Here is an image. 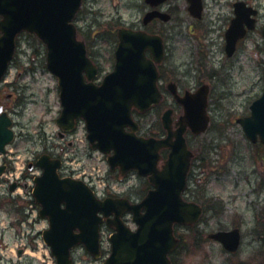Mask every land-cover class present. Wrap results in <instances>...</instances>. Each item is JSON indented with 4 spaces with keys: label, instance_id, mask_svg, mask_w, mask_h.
<instances>
[{
    "label": "water",
    "instance_id": "obj_1",
    "mask_svg": "<svg viewBox=\"0 0 264 264\" xmlns=\"http://www.w3.org/2000/svg\"><path fill=\"white\" fill-rule=\"evenodd\" d=\"M188 1L190 14L200 18L201 0ZM80 6L81 0H0V14L5 16V21L0 23V30L5 32V37L0 40V80L13 57L16 36L21 32L35 34L47 48V69L57 78L60 88L62 111L56 120L57 125L71 130L74 121L82 118L92 149L110 154V150L115 148V152L108 157L111 170L119 167L125 174L130 169H136L140 176L148 177L153 189L138 204H131L125 199H108L100 204L81 185L82 182L59 181L54 170L60 166L59 161L44 156L37 166L42 165L47 171L44 177L37 179L35 196L36 202L43 205L42 215L52 220V229L45 231L46 238L60 264H70L67 250L79 242L85 244L89 254L99 258V228L105 220L114 233L109 239L110 256L102 264H171L168 255L178 244L173 236V226L193 224L201 213L195 204L184 202L181 194L191 157L184 133L187 127L194 134L206 130L209 121L206 116L207 87H201L192 95L186 93L182 98L176 94L175 88L168 87L177 103L184 108L180 127L175 133L170 131L171 111H167L162 116L163 126L168 131L167 138L155 140L136 136L138 125L132 118V110L144 112L161 99L156 65L162 62L164 56L162 39L139 31L120 29L115 71L108 74L100 86H96L93 83L96 67L87 57L84 43L77 39L75 26L67 23L74 19ZM234 14L225 33V53L228 57L233 56L237 42L245 36L246 29H254L252 16L256 15V11L238 2L234 4ZM157 16L166 20L164 15L154 12L148 14L144 22ZM262 36L264 40V28ZM145 48L151 49L152 59L148 61L143 57ZM236 122L250 142H256L258 137L264 142V87L261 97L250 106V116ZM124 125L129 126V132L122 128ZM10 126V120L2 113L0 152L13 138ZM173 137L174 143L171 142ZM161 149L171 151L163 170H158ZM13 189L14 186L10 191ZM61 201L67 202L66 210L59 208ZM141 209L147 211L142 213ZM97 211L105 215H95ZM112 212L116 216L108 215ZM125 213L131 214V220L137 226L135 231L123 222ZM76 227L81 229L79 236L72 234V229ZM208 238L220 242L230 253H235L240 243L238 230L217 232Z\"/></svg>",
    "mask_w": 264,
    "mask_h": 264
},
{
    "label": "rangeland",
    "instance_id": "obj_2",
    "mask_svg": "<svg viewBox=\"0 0 264 264\" xmlns=\"http://www.w3.org/2000/svg\"><path fill=\"white\" fill-rule=\"evenodd\" d=\"M175 1L176 16L165 27L167 50L166 60L161 68L164 80L161 82V87L165 89L167 81L171 80L177 82L182 89L189 88L182 77L193 74L196 78V88L203 83L210 86L207 105L210 127L197 137L188 134L187 140L193 151V157L195 156L194 159L192 158V163L197 168L200 163L204 167L213 162L212 167L220 168V172L205 173V168L196 169L197 176L191 180L190 187L201 195L202 201L211 200L210 206L204 205L206 213L202 218L203 222L208 223L210 219L218 217L224 222L221 230L239 228L242 233V244L237 254L230 256L224 252L220 244L207 239V235L216 230L204 232L196 227L190 232L177 228L175 233L177 232L180 245L172 256L173 264H217V261H220V264H264V246L247 258L243 255L247 250L246 237L252 236L253 239L264 241V203L259 200L264 193V147L252 146L235 122L237 118L249 115L251 103L260 97L263 89L264 55L260 30L264 25V0H228L229 4L232 1H246L260 11L257 29L239 45L235 55L230 59L226 57L222 46L219 45L216 49L213 47L217 41L211 35L215 29L211 27L213 21L210 16L213 6L219 0H204L206 10L203 18L196 22L184 12V0ZM120 3L121 0H83L80 12L74 21L79 31V38L86 43L92 58L100 68L97 78L99 81L112 70L116 43L113 31L129 25L121 22L123 16L119 18L113 16V13L119 10ZM95 4L103 7L93 9L88 6ZM130 6L141 10V3L137 2ZM89 16L90 22L84 24ZM108 17L113 18L108 19ZM138 22L133 21L131 25H139ZM46 52L45 45L39 39L22 33L16 40L13 64L0 85V103L9 105L13 110L16 107L20 108L18 114L22 117L19 122L11 117L17 139L10 151H19L12 169L20 171L18 165L23 162L21 155L29 141L43 144L44 148L55 147L60 143L65 147L68 141H72L74 143L72 150L67 149L65 154L72 156V153H77L70 161H76V157H80L82 161H77L80 163L79 168L76 162L67 164L76 172H72L75 177L85 181L91 178L96 191L106 192L107 196L123 195L133 200H141L147 191V183L136 174L119 181L117 175L109 171L105 156L90 151L85 139L86 131L83 123H80L72 137L65 141L57 142L55 139H49L58 137L55 119L59 116L61 108L56 79L46 69ZM24 57H27V62L24 61ZM217 63L220 66L214 67L213 65ZM167 97H165L167 105L161 109L160 117L173 105L170 96ZM240 97H244L246 101L242 111L238 107L241 103ZM29 104L33 106L31 111L27 110ZM179 114L176 113L175 118ZM148 124L150 120L146 125ZM152 132L153 130L148 128V134L151 135ZM30 150L35 151L34 148ZM199 159L203 162H199ZM237 167L239 171H234ZM24 174L28 175L26 171ZM105 180L108 183H102ZM113 185H118L121 190H117ZM252 193L256 194L257 200L247 199ZM203 194L205 197L202 196ZM29 204V201L19 196L17 199L0 198V210L6 209L18 216V219L12 221L17 227L19 221L25 218L23 209ZM249 208L254 210L256 224L254 228L246 227L249 222ZM4 219V216L0 215V232L4 228ZM125 222L134 228L129 217H125ZM110 234L111 231L103 230L102 248L105 254L110 249ZM6 250L12 260L15 256H19L18 252L21 251L16 249L13 252L11 248ZM25 252H22L23 256L31 257L37 264H44L39 257L46 256L47 253L38 245L37 256L32 257L30 253L25 254ZM4 255L5 246L0 240V259L4 258ZM72 257L74 264H99L86 253L84 248L75 249Z\"/></svg>",
    "mask_w": 264,
    "mask_h": 264
},
{
    "label": "clouds",
    "instance_id": "obj_3",
    "mask_svg": "<svg viewBox=\"0 0 264 264\" xmlns=\"http://www.w3.org/2000/svg\"><path fill=\"white\" fill-rule=\"evenodd\" d=\"M143 3L145 0H121V3L119 5V10L113 13V16L115 18H119L123 16V23H127L131 25L133 21H139L141 17L144 15V11H148L149 9H145L144 11H140L138 8H135L130 5H134L135 3ZM188 0H184L185 6L187 5ZM89 7L96 9L103 7V5L95 4V5H88ZM171 5H166L165 10H167V7H170ZM135 13V14H134ZM234 12L230 11V4L228 0H219L218 3H216L213 6V12L210 16V19L213 21L211 24V27L215 29V31L211 34L212 38L217 41L215 45H213L214 49L219 47V42H222L224 40L223 35L221 33L224 31L226 27V18L227 16H234ZM113 17H108V19H112ZM91 17L84 21V24H87L90 22ZM102 19V18H101ZM5 21V16L0 14V23H3ZM68 25L72 23V18L67 21ZM95 27V25H93ZM5 37V32L3 30H0V40H2ZM151 52L150 48H145L143 51V57L145 61H148L150 59L149 53ZM24 61L27 62V57H24ZM214 67H219L220 65L214 64ZM15 71V69H14ZM115 71V70H114ZM82 73L86 71H81ZM183 81L189 89L193 92L196 91V78L195 74L190 76H183ZM239 100L241 103L238 104V107L242 111L244 108V97H240ZM32 105H28V111H31ZM20 112V108L16 107L14 110L10 108L9 105L0 103V113H7L9 117H12L17 122L22 120L21 115L18 113ZM129 126L124 125L122 128L127 130ZM17 130H19V124H17ZM49 139H55L57 142H59V137H50ZM172 143L175 142V137L172 138ZM34 148L35 151H31L30 149ZM36 151L44 152L45 148L43 144L40 143H33L32 141H29L24 153L21 155V161L19 169L20 171L12 170L10 172L4 173L5 177L10 178L15 184L16 188L12 191L10 189L12 188V184L9 183V179H0V198L4 197H11L12 199H17L19 196L21 199L32 202L35 201L37 198L35 196V193L37 191L38 183H37V177H44L47 169L44 166H37V164L33 163L31 165L28 164L29 160H35L36 159ZM49 151H55L60 152V148H49ZM110 151L115 152V148L111 149ZM0 157H6L7 159L16 160V156H8L7 153L0 152ZM77 161H81L80 157H76V161H69L65 160L64 164L67 165L69 163L76 162L77 168L80 167V163ZM4 161L3 159H0V164H2ZM50 164H52V161H49ZM56 177L59 181L63 182L66 180H70V176L72 174L71 168L64 169V174H60V169L55 168ZM160 170H163L162 168ZM25 171L28 173V175H25ZM234 171H239V168H235ZM91 183V178H89ZM71 181V180H70ZM102 183H108L107 180L102 181ZM83 187H85L91 196L94 198V200L100 204L105 203L108 201L107 193L106 192H97L93 188L81 184ZM28 186H31L30 188ZM114 187H117V190H121L118 185H113ZM247 199L249 200H257L258 197L256 194L252 193L250 194ZM259 200L261 203H264V193L261 194L259 197ZM138 202V201H137ZM43 208V205L40 204L37 206L35 203H30L28 206H26L23 209V213L25 215V219L21 222V226L17 227L16 225L12 224V221L14 219H18V216L14 213H11L7 211L6 209L0 210V215L4 216V228L3 231L0 232V240H2L3 245L5 246V255L4 258L0 259V264H37L36 261L32 260L31 257L19 255L15 256L14 260L10 259L7 254V248H11L13 252H15L16 249H23L24 251L31 254L32 257L37 256V245L39 248H42L44 252L47 253L46 256H40L39 259L44 262V264H60L59 258L54 255L53 246L46 238V232H41L40 229H52V220L51 217L43 216L41 209ZM59 208L61 210L67 209V202L61 201L59 203ZM147 209H141L142 213H145ZM105 215L102 211H97L95 215ZM108 215L116 216L115 212L109 213ZM107 215V216H108ZM131 215V214H129ZM37 217H42L41 220H37ZM222 221L221 218H212L209 220L208 223H204L203 221L198 224V228L203 230L204 232L209 231H219L221 230ZM256 226L255 224V216H254V210L249 208V222L246 225L248 228H254ZM72 234L75 236H79L81 234V229L79 227L72 229ZM85 244L83 242H79L76 244H73L71 247L67 250V256L68 260L71 264L72 259V252L73 249L79 247L81 250ZM261 246H264V241L253 239L252 236L246 237V251L243 253L244 257L247 258L251 256L256 250L260 249ZM217 264H220V261H217Z\"/></svg>",
    "mask_w": 264,
    "mask_h": 264
},
{
    "label": "flooded vegetation",
    "instance_id": "obj_4",
    "mask_svg": "<svg viewBox=\"0 0 264 264\" xmlns=\"http://www.w3.org/2000/svg\"><path fill=\"white\" fill-rule=\"evenodd\" d=\"M147 0H145V2L141 3V10L140 11H144L145 9H149L148 11H144V15L141 17V19L139 20L138 24H132V25H127L125 27H128V28H131V29H134V30H143L145 31L146 33L148 34H153V35H159L163 38L164 40V44H165V53H166V50H167V43H166V40H165V27L167 25H169L175 18L176 16V10H177V4H176V1L175 0H165L163 2V4H159V5H155V6H151V4L147 3L146 2ZM236 1H232L230 3V11L233 12V4L235 3ZM202 6H203V13L205 12L206 10V2L203 0L202 1ZM249 6L251 4L247 3ZM166 5H171L170 7H167V10H165L166 8ZM151 11H156V12H160V13H164L165 15H167V21L164 22L162 21L161 19L159 18H155V19H152L150 22H148L147 24L144 25L143 23V18L144 16L151 12ZM184 12L186 13L187 16L190 17L189 13H188V3L186 6H184ZM208 12V11H207ZM211 13V9L209 10L208 14L210 15ZM232 19V16H227L226 18V27L224 29V31L221 33V35H223L224 37V33H225V30L226 28L228 27L230 21ZM169 27V26H168ZM213 43V42H212ZM211 43V44H212ZM220 46H222V48L224 49V46H225V41L223 40L221 43H219ZM239 45V44H238ZM166 55V54H165ZM166 58V56H165ZM162 65L161 64L160 66H158V71H159V79H160V90H161V82L163 80V77H162V74H161V68H162ZM164 81V80H163ZM169 83H173L176 87V90H178V94L179 95H183L184 92H188V91H191L189 88H184L182 89V87L175 81H167V84L168 85ZM162 92L166 93V89L162 90ZM171 98V97H170ZM172 100V98H171ZM166 105V104H165ZM164 106L163 104H160L158 106H155V107H152L150 108V110H148L147 112H144V113H136V116H137V119H138V122L140 124V128L142 129L141 132H140V135L142 136H154L156 138H162V137H165L166 136V132L162 129V124H161V117H160V109H162ZM168 109V108H167ZM169 109L172 110V123H173V129H175V124L178 120V118L182 115V108L176 104L173 103V105H171L169 107ZM176 113H180L179 116L177 118H175V114ZM150 120V124L146 125L148 123V121ZM79 123H76V125H78ZM13 126H14V123H13ZM155 126V128H154ZM148 128L149 129H152L153 132L151 133V135L148 134ZM146 130V131H145ZM75 131L73 132H70V133H65V132H58L57 133V136L60 138L61 141H65L67 138H70L72 137V135L74 134ZM15 139H17V135L15 133ZM16 141V140H15ZM15 141L6 148V153L8 154V156H16V154L19 153V151H10V148H12V146L14 145ZM47 146V145H46ZM74 146V143L72 141H68L66 146L64 147L61 143L58 145V146H55V147H45V151L44 152H39V151H36V159L35 160H29L28 161V164L31 165L33 163L36 164L37 160L39 159V157L41 155H44V154H47V155H50L51 157H54V158H58L62 161V163L64 164V161L65 160H73L76 156L77 153H72L70 156V154H65L66 150L67 149H70L72 150V147ZM49 148H52V149H55V148H60L61 151L60 152H55V151H49ZM188 148L191 150V148L189 147V143H188ZM32 151V150H31ZM192 151V150H191ZM170 151L168 150H163L161 151V156H162V159L163 160H166L167 158V155L169 154ZM193 153V151H192ZM66 155V156H64ZM194 155V154H193ZM74 157V158H73ZM195 157V156H194ZM194 157H192L194 159ZM18 157H16V160H17ZM0 159H3V163L0 164V167H2L3 169V174L0 176V179H3L5 176H4V173L6 172H10L12 171V166L16 164V160L13 161V160H10V159H7L6 157H0ZM192 159V160H193ZM204 159V158H203ZM162 160V161H163ZM199 162H203L199 159ZM207 163V162H206ZM65 165V164H64ZM202 164L200 163V165H198V168L192 163L191 161V166H190V169L188 171V174H187V186H186V190L184 192V198L185 200H188V201H194L195 198L196 199H200V206L201 208L203 209V201L201 200V195L198 194L197 191L193 190L190 185H191V180L197 176V173H196V169H203L205 168V173L206 172H213L215 170L214 167H212L213 165V162L212 163H208V165H205L204 167L201 166ZM193 166V167H192ZM14 168V167H13ZM66 168H71L72 167H69L67 165H65V167L62 169V171H64V169ZM72 172L73 173H76L74 171V169H72ZM117 175V178L119 180H123L121 177H120V172L117 170L116 173ZM133 174H136L135 171H130L128 174H127V178L129 177V175H133ZM63 175V173L61 174ZM7 179H9L8 177H6ZM71 178V176H70ZM76 179V178H75ZM82 179V178H81ZM84 180V179H82ZM201 180V179H199ZM145 182H147V180L144 179ZM148 190L150 189L149 185H148ZM147 190V191H148ZM123 196V195H121ZM203 197L204 194L202 195ZM204 203L208 206L211 205V200L210 199H205L204 200ZM219 208V207H218ZM217 208V209H218ZM203 212H204V209H203ZM213 214H215L214 212H212ZM25 219V218H24ZM203 219L201 217L200 221L198 222V224L200 222H202ZM21 222L22 221H19V226H21ZM198 227V225H197ZM42 232V231H41ZM22 252H23V249H21V252H18V255H22Z\"/></svg>",
    "mask_w": 264,
    "mask_h": 264
},
{
    "label": "bare ground",
    "instance_id": "obj_5",
    "mask_svg": "<svg viewBox=\"0 0 264 264\" xmlns=\"http://www.w3.org/2000/svg\"><path fill=\"white\" fill-rule=\"evenodd\" d=\"M258 175V174H257ZM258 240H261V239H258ZM241 244H242V234H241V237H240V243H239V249L241 247Z\"/></svg>",
    "mask_w": 264,
    "mask_h": 264
}]
</instances>
